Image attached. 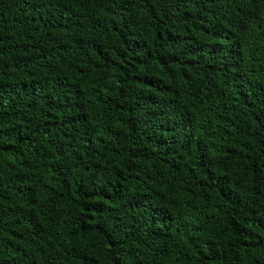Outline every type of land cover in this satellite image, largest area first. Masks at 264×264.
<instances>
[{"label": "trees", "instance_id": "1", "mask_svg": "<svg viewBox=\"0 0 264 264\" xmlns=\"http://www.w3.org/2000/svg\"><path fill=\"white\" fill-rule=\"evenodd\" d=\"M0 264H264V0H0Z\"/></svg>", "mask_w": 264, "mask_h": 264}]
</instances>
